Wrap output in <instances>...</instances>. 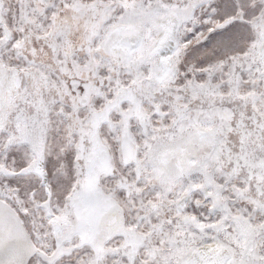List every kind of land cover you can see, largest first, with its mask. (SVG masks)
<instances>
[{
    "label": "snow or ice",
    "instance_id": "1",
    "mask_svg": "<svg viewBox=\"0 0 264 264\" xmlns=\"http://www.w3.org/2000/svg\"><path fill=\"white\" fill-rule=\"evenodd\" d=\"M0 264H264V0H0Z\"/></svg>",
    "mask_w": 264,
    "mask_h": 264
}]
</instances>
